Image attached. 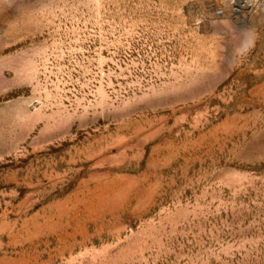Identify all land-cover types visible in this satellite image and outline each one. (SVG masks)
<instances>
[{"label":"rangeland","instance_id":"374dc122","mask_svg":"<svg viewBox=\"0 0 264 264\" xmlns=\"http://www.w3.org/2000/svg\"><path fill=\"white\" fill-rule=\"evenodd\" d=\"M0 264H264V0H0Z\"/></svg>","mask_w":264,"mask_h":264}]
</instances>
